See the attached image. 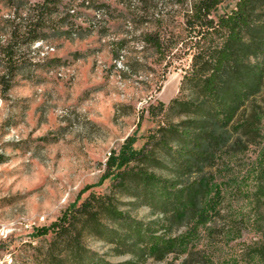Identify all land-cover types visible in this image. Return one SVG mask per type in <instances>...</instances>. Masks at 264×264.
Wrapping results in <instances>:
<instances>
[{
    "label": "rangeland",
    "instance_id": "obj_1",
    "mask_svg": "<svg viewBox=\"0 0 264 264\" xmlns=\"http://www.w3.org/2000/svg\"><path fill=\"white\" fill-rule=\"evenodd\" d=\"M237 1L220 0L216 14ZM42 2L0 0V264H264V197L255 213V201L236 194L264 153V88L237 116L233 148L205 170L209 195L223 198L224 217L163 260L143 255L127 237V222L102 211L91 217L82 206L111 202L158 235L188 233V226L172 227L170 213L150 204L136 181L104 177L108 157L129 136L140 149L150 134L161 136L160 126L187 118L169 105L197 96L182 84L189 47L173 46L190 42V1L62 0L41 10ZM257 18L264 20V6ZM148 34L164 41L162 54ZM156 157L161 163L130 167L183 185L197 176L183 174L160 149ZM70 210L78 217L67 231L36 234ZM232 216L246 219L240 234Z\"/></svg>",
    "mask_w": 264,
    "mask_h": 264
},
{
    "label": "trees",
    "instance_id": "obj_2",
    "mask_svg": "<svg viewBox=\"0 0 264 264\" xmlns=\"http://www.w3.org/2000/svg\"><path fill=\"white\" fill-rule=\"evenodd\" d=\"M61 1L43 0L40 8L52 9ZM189 1L190 9L185 22L190 42L177 40L173 46L182 44L189 47L191 65L183 76L182 84H188L197 96L193 99L176 97L169 105L179 108V113L186 114L187 118L160 126L161 136L150 134L147 144L140 149L134 146L137 138L129 136L120 150L113 151L108 157L104 177L119 179L123 184L127 179H133L141 186L150 204L165 214L170 213L168 218L172 227L188 226V233L181 239L158 235L157 228L152 224L130 221L111 202L102 204L97 210H94L92 201L82 206L91 217H96L102 211L114 219L127 222V237L134 241L136 250L143 255H154L158 260L165 259L178 245L191 243L200 229L224 217L220 214L223 198L218 194L209 195L205 170L214 166L222 153L233 148L239 139L233 127L237 116L264 88V64L259 61L264 60V20L257 18L264 0H238L230 12L223 14H216L220 0ZM145 40L163 53L164 41L159 35L148 34ZM251 58L257 62L253 63ZM159 105L160 110L164 111V104ZM159 149L171 158L183 174L196 172L197 176L183 185L180 180L165 178L144 168L136 170L130 167L133 161L161 163L156 157ZM236 194L255 201L253 209L259 213L261 206L258 205L264 197V153L256 168L245 175L243 185L236 188ZM72 209L75 210V206ZM77 217L78 214L72 210L67 211L50 226L38 228L35 232L38 236L50 232L62 233L74 224ZM229 221L237 234L246 226L243 216H232ZM258 258L264 262V251L258 254ZM104 264L136 262L129 260Z\"/></svg>",
    "mask_w": 264,
    "mask_h": 264
}]
</instances>
